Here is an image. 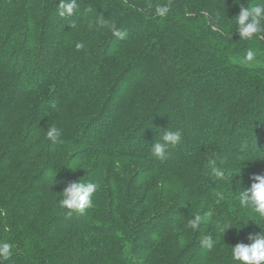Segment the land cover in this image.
<instances>
[{
  "label": "trees",
  "instance_id": "16d2710c",
  "mask_svg": "<svg viewBox=\"0 0 264 264\" xmlns=\"http://www.w3.org/2000/svg\"><path fill=\"white\" fill-rule=\"evenodd\" d=\"M213 1L76 0L61 18V0H0V245L12 246L0 264H238L231 247L264 229L238 202L264 175V35L241 40L236 17L264 0ZM249 49L253 66L234 63ZM165 131L182 141L162 162L152 146ZM213 157L227 160L223 180ZM80 181L98 190L67 219L61 193ZM210 211L177 248L169 229Z\"/></svg>",
  "mask_w": 264,
  "mask_h": 264
},
{
  "label": "clouds",
  "instance_id": "9594fccd",
  "mask_svg": "<svg viewBox=\"0 0 264 264\" xmlns=\"http://www.w3.org/2000/svg\"><path fill=\"white\" fill-rule=\"evenodd\" d=\"M171 2V0H169ZM78 5L76 0H61L58 6V15L61 18H69L75 14ZM168 5H161L155 8V14L159 17H165L168 13ZM238 30L241 40L247 41L256 36L264 35V4L251 6L248 8L241 7L239 15L236 17ZM71 28L75 27V24H69ZM102 27H109L112 34L118 39H126L127 32L117 30L115 25H107L101 22ZM84 45L78 43L76 50H83ZM257 60V53L249 49L246 55L234 63H239L241 66H253ZM55 107V105H54ZM62 133L61 130L51 125L47 131V139L52 143H59ZM162 143L156 142L152 146L153 155L160 161H165L169 147H176L182 141L181 131H165L162 136ZM227 160H217V158H210L208 160L207 167L210 170L212 177L217 180H223L226 177L225 170L222 165L226 164ZM241 173V172H240ZM254 183L246 190H241L238 196V202L241 208L251 209L261 220H264V175H254L251 177ZM98 187L95 183H82L71 182L61 193L63 198L59 201V206L68 210L67 219H71L72 213H78L84 215L87 209L92 207V197L97 192ZM221 199L222 193H217ZM213 213L210 211L205 216L199 214L190 219L186 225L187 228L192 230H198L200 225L206 220H211ZM259 226V224L254 223ZM217 227L222 229V226L217 223ZM260 227V226H259ZM231 227H228L230 229ZM261 228V227H260ZM262 229V228H261ZM226 232V231H225ZM224 232V234H225ZM252 243L246 245L239 243L235 247H231L232 258L238 264H264V229H262L259 235H250L248 237ZM201 246L208 251H212L215 247V242L212 237L203 236L201 239ZM12 246L10 244L0 245V256L5 260L11 256Z\"/></svg>",
  "mask_w": 264,
  "mask_h": 264
},
{
  "label": "rangeland",
  "instance_id": "374dc122",
  "mask_svg": "<svg viewBox=\"0 0 264 264\" xmlns=\"http://www.w3.org/2000/svg\"><path fill=\"white\" fill-rule=\"evenodd\" d=\"M217 0H214L210 5L208 4V7H207V9H212L213 7H215L213 4L216 2ZM239 1L240 0H220V9H223L224 8V11H225V9L228 7L230 10L231 9H233L234 7L236 8L237 6H238V3H239ZM55 148H57V147H55ZM72 148H69L68 149V147H61L59 150H58V155H60V157L63 159V161L65 162L66 161V158H67V156H68V154L71 152L70 150H71ZM90 161V160H89ZM107 161V160H106ZM105 160H101L100 161V165L102 166V168L103 169H106L107 168V166L109 165L107 162H106ZM88 164V162L86 163V165ZM118 162H116L115 164H114V167H118ZM82 171V173H84V169L83 170H81ZM158 189H156V191H155V193H153L152 192V198L154 199V200H156V195H158ZM122 194H124V190H122V192H121ZM145 217V216H144ZM115 220L116 221H120L121 220V218H120V220H118V218H115ZM122 221V220H121ZM183 223L184 222H181V223H178V224H174L170 229H169V232L171 233V237L172 238H174V236L176 237V234L178 235V237H177V248L179 247L180 248V245L181 246H184L186 243H188V242H190V239L192 238V235L190 234V231H192V229H187V230H183V227H181L182 225H183ZM178 226V227H177ZM177 227V228H176ZM129 228H130V226H128V224H127V222H125L124 223V229H123V231H128L129 230ZM187 232H189V233H187ZM185 233H187V234H185ZM183 234H184V237H182L183 236ZM117 235H120V236H122V233H121V231H117ZM168 243V240L165 242V244H167ZM175 252H174V250H173V252H172V254H174ZM136 256V261H137V263H138V261H139V253H137V255H135ZM158 264H169V261H164V262H160V263H158Z\"/></svg>",
  "mask_w": 264,
  "mask_h": 264
}]
</instances>
